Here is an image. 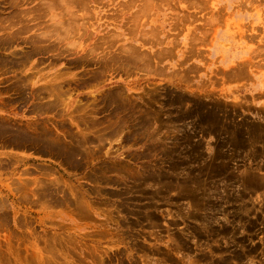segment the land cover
Returning <instances> with one entry per match:
<instances>
[{"label": "rangeland", "instance_id": "rangeland-1", "mask_svg": "<svg viewBox=\"0 0 264 264\" xmlns=\"http://www.w3.org/2000/svg\"><path fill=\"white\" fill-rule=\"evenodd\" d=\"M0 203V264H264V0H0Z\"/></svg>", "mask_w": 264, "mask_h": 264}, {"label": "bare ground", "instance_id": "bare-ground-1", "mask_svg": "<svg viewBox=\"0 0 264 264\" xmlns=\"http://www.w3.org/2000/svg\"><path fill=\"white\" fill-rule=\"evenodd\" d=\"M62 24V23H61ZM60 28V27H59ZM132 56V55H131ZM137 56V55H136ZM140 56V55H139ZM143 58V57H142ZM137 59V58H136ZM146 59V58H145ZM140 60H141V58H140ZM132 63V62H131ZM76 139V138H75ZM50 197V196H49ZM0 205H2L1 203H0Z\"/></svg>", "mask_w": 264, "mask_h": 264}]
</instances>
